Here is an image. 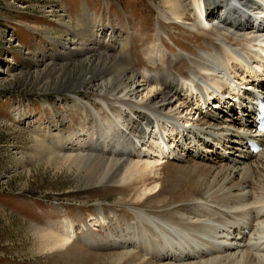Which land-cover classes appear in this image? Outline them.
<instances>
[{
  "label": "bare ground",
  "instance_id": "obj_1",
  "mask_svg": "<svg viewBox=\"0 0 264 264\" xmlns=\"http://www.w3.org/2000/svg\"><path fill=\"white\" fill-rule=\"evenodd\" d=\"M164 6L169 20L206 36V48L179 47L183 52L170 56L157 36L145 49L146 70L129 53L131 27L117 32L90 13L91 21L76 27L58 20L66 32L47 38L61 51L39 52L35 74L48 73L46 92L74 97L66 113L80 123L74 116L68 131L39 127L34 160L77 174L88 187L120 188L137 204L134 226L114 229L111 252L96 264H264V137L255 125V93L264 99V0ZM87 90L93 100L80 94ZM212 106L220 107L222 121ZM193 115L206 130L195 129ZM253 142L261 146L257 153ZM178 149L185 164L171 157ZM108 219L99 214L94 226L109 228ZM174 226L190 232V246L174 238ZM32 233L41 253L68 250L77 236L71 221Z\"/></svg>",
  "mask_w": 264,
  "mask_h": 264
},
{
  "label": "rangeland",
  "instance_id": "obj_2",
  "mask_svg": "<svg viewBox=\"0 0 264 264\" xmlns=\"http://www.w3.org/2000/svg\"><path fill=\"white\" fill-rule=\"evenodd\" d=\"M165 10L164 0H0V67L8 66L10 71H0V76L8 79L0 82V264H96V258L106 256L114 246L111 232L136 223L137 217L132 214L138 210L137 204L122 189L88 187L82 185L77 174L57 172L34 160L37 129H53L60 124L68 131L73 128L70 119L75 116L66 113L74 97L46 92L48 73L35 74L39 69L36 55L43 50L61 51L47 35L66 32L58 24L61 18V22L75 27L79 22L85 25L91 21L86 13L104 17L117 32L123 27L132 28L129 53L139 70L151 66L145 49L157 36L163 39L170 56L182 50L191 53L206 48V36L169 20ZM158 27L163 32L159 33ZM80 94L94 99L90 90ZM213 109L212 114L222 121L220 107ZM198 115H193L196 130L204 127L198 124ZM79 119L75 116L73 120L79 124ZM174 120L179 121L176 117ZM180 153L181 149L171 152V157L181 160L184 155ZM99 214L107 215L109 228L94 226V217ZM61 221L76 226L77 236L68 250L39 252L33 229ZM174 228L171 232L179 243L183 239L180 235L187 239L190 232L181 226ZM89 232L101 245L85 240Z\"/></svg>",
  "mask_w": 264,
  "mask_h": 264
}]
</instances>
